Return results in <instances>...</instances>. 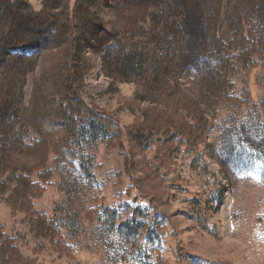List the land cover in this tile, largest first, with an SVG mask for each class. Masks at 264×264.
I'll use <instances>...</instances> for the list:
<instances>
[{"label": "rangeland", "instance_id": "1", "mask_svg": "<svg viewBox=\"0 0 264 264\" xmlns=\"http://www.w3.org/2000/svg\"><path fill=\"white\" fill-rule=\"evenodd\" d=\"M57 1L53 17L61 13ZM69 1L73 7L76 0ZM23 2L30 13L47 3L50 7L47 0ZM3 4L0 48L38 56L37 68L26 78L24 99L29 103L35 94L40 100L46 77L66 62L65 45L54 43L46 52L30 43L11 46L22 38L17 37L19 32L34 26L26 12L21 18L27 21L13 19V12L4 10ZM252 13L259 18L258 9ZM100 26L93 22L83 35L99 33ZM233 36L229 29L217 47L210 46L194 61H184L176 77L163 74V80L177 83L181 96L191 99L184 114L174 112L173 102L163 103L154 94V85L143 78L149 72L160 74L162 58L176 50L169 35L151 30L132 44L112 42L97 59L90 50L79 54L76 87L84 105L111 116L124 128L159 124V112L172 114L171 127H162L171 128L173 149L162 147L159 155L157 139L144 131L146 150L133 149L139 189L129 198L125 192L130 180L117 140L107 145L101 126L78 120L72 166L52 151L47 164L51 180L45 183L38 174L30 180L41 185L29 195L34 209L59 230L54 242L34 237L27 223L31 214L22 209L13 213V199L8 198L13 187L0 189V226L7 237L16 239L21 256L35 264H264V50H235L229 44ZM107 53H111L109 72L122 59H130L124 80L105 75ZM89 63L93 70L80 83V72ZM34 117L26 115L27 125ZM198 124L207 125L202 138L200 130L195 131ZM62 136L58 132L57 137ZM17 139L26 150L39 135L18 129L5 139L7 143L0 141L3 155L10 156L5 162L13 161L9 149ZM8 264L24 263L14 258Z\"/></svg>", "mask_w": 264, "mask_h": 264}, {"label": "trees", "instance_id": "2", "mask_svg": "<svg viewBox=\"0 0 264 264\" xmlns=\"http://www.w3.org/2000/svg\"><path fill=\"white\" fill-rule=\"evenodd\" d=\"M47 1L50 7L47 3L41 11L31 13L28 4L23 0L0 1L5 3L4 10L13 12V19H25L21 17H24L22 14L26 12V19H30L34 26L19 32L17 37L22 38L11 46L30 43L40 51L46 52L54 43L57 47L65 45L66 59L58 72L46 77L40 100L33 94L29 103H26V78L37 68L38 56L24 57L9 53L7 47L0 48V141L10 140L18 129L26 133H30L32 129L39 135L37 143L28 146L26 150H23L22 140L13 141L10 144L12 149H9L12 150L10 155L13 156L10 163L5 162L10 156L3 155L4 150H0V189L13 187L8 197L9 202L13 199V213L22 209L31 214L27 223L34 237L54 242L59 230L46 215L39 214L34 209L29 195L34 189H41V185L30 180L35 174L45 183L51 180L52 170L47 164L52 151L72 166L76 156L72 150V140L77 135L78 120L94 121L101 126L103 135L108 140L107 145L117 140L119 154L124 158V172L130 180L125 192L129 198L135 189H139V180L134 176L135 172H138L134 153L137 150L140 153L146 150L144 146L147 140L144 133L147 132L150 139H157L156 153L159 154L162 147H166L168 151L173 149L171 128L162 127L168 124L171 127L172 114L161 111L159 124L142 123L124 128L111 116L105 113L96 114L84 105L76 87L79 80L77 70H80L76 63L80 60L79 54L85 55V51L90 50L92 58L97 59L102 48L112 42L123 40L126 44H132L138 38H146L151 30H159L169 35L177 45L176 50L168 51L162 58L163 67L160 74L158 71L155 74L149 72L144 74L143 78L154 85L152 90L163 103L173 102L174 112L184 114L191 106V99L181 96L177 83L170 85L168 80H163V74H171L174 77L179 75L184 61H194L198 56L207 54L210 46L217 47L221 37L227 34L229 29L234 31V36L232 40L227 39L235 50H264V0H76L73 7L69 0H59L60 4L56 6L61 13L54 17L51 10L56 9L53 7L58 1ZM51 3L54 4L51 6ZM252 9H258L259 18L252 13ZM102 12L106 13L107 17L104 18ZM26 19L24 21H27ZM97 21L102 24L99 33L86 38L83 34L87 27ZM3 38L4 35L1 39ZM110 55L111 53H107L104 57L105 75L113 80H124V73L129 71L127 64H131L130 59L124 58L114 64L110 68L112 73L108 69ZM89 64L80 72V83L84 76L93 70L91 63ZM26 115H35L34 119L28 120L29 125ZM197 126L195 131L200 130L202 138L207 125ZM58 132L63 136L58 138ZM59 143L63 144V149L58 147ZM133 149L136 152H133ZM149 168H152L151 163ZM14 258L24 264H35L33 260L21 256L16 239L7 237L0 226V264H8Z\"/></svg>", "mask_w": 264, "mask_h": 264}]
</instances>
